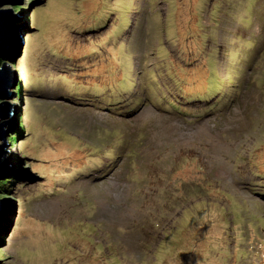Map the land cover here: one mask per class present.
<instances>
[{
  "label": "rangeland",
  "instance_id": "rangeland-1",
  "mask_svg": "<svg viewBox=\"0 0 264 264\" xmlns=\"http://www.w3.org/2000/svg\"><path fill=\"white\" fill-rule=\"evenodd\" d=\"M15 1L0 264H264V0Z\"/></svg>",
  "mask_w": 264,
  "mask_h": 264
},
{
  "label": "water",
  "instance_id": "water-1",
  "mask_svg": "<svg viewBox=\"0 0 264 264\" xmlns=\"http://www.w3.org/2000/svg\"><path fill=\"white\" fill-rule=\"evenodd\" d=\"M20 5L21 3L15 0H0V60L3 62H12V57L15 55L13 48L17 38L20 39V43L22 44L20 49H18V45L16 49L21 53L23 39L17 25L19 17L16 15V10H14ZM4 6L14 7V9H3ZM7 66V63L4 62L0 68V180L5 179V177H17L23 174L6 163L8 154L5 143L7 132L16 131L11 124V120H7L9 118L8 110L11 107L6 101L13 99L11 90L14 87L11 84V76ZM10 218L11 206L6 204L4 198H0V234L8 225Z\"/></svg>",
  "mask_w": 264,
  "mask_h": 264
},
{
  "label": "trees",
  "instance_id": "trees-1",
  "mask_svg": "<svg viewBox=\"0 0 264 264\" xmlns=\"http://www.w3.org/2000/svg\"><path fill=\"white\" fill-rule=\"evenodd\" d=\"M206 2H208V0L206 1ZM205 6H206V4H205ZM15 10H17V7L15 8ZM95 22H98V20L97 21H95ZM95 24V23H94ZM93 26V25H92ZM92 26H91V30L92 31H95V32H98L99 30H103V28L106 26V25H101L99 28H92ZM255 38V37H254ZM253 38V39H254ZM244 39V38H243ZM114 43H118V45L119 44H122V42H118V38L117 37H114L113 39H111ZM253 41V40H252ZM26 44H27V42H25V45H24V50H23V52H24V54H23V56H24V60H25V54H26ZM249 45H250V43H248ZM112 49H110V51H111ZM256 53H260L259 51L258 52H256ZM255 53V54H256ZM97 54V53H96ZM110 54V53H109ZM167 54H169L170 55V53L169 52H167ZM199 54H200V59L201 60H204V61H202V62H204L203 64H202V62H198V63H201V65L202 66H204V69H203V72L204 73H202V71L200 70V69H198V68H196V70H195V72L194 73H196L195 75H202V74H205L203 77H199V78H196L197 79V82H199L198 83V87L200 88H202L201 90H203L204 92H205V95H218V92H220V86H219V81L216 79V68H217V66H216V64L217 63H219V59H217V56L220 54V49H219V47L217 46V45H214V47H213V49H211V50H207V47H205V45L202 47V49L200 50V52H199ZM225 54H226V52H225V50L223 51V53H222V55H223V57H225ZM179 57V56H178ZM21 58V57H20ZM62 58H68V57H62ZM27 59V58H26ZM168 59H170V60H168ZM168 59H166L167 60V62L166 63H172L174 66H175V68H176V65H178V61L176 60H174L173 58H168ZM257 59V57L252 61V62H255V60ZM23 60V59H22ZM69 60V59H68ZM174 62H173V61ZM107 61H109V60H106V62ZM200 61V60H199ZM252 62L250 63V65L252 64ZM129 65H130V60H129ZM178 66H181L182 68H183V66L182 65H178ZM78 67H81V68H83V66L82 65H78ZM198 67V66H197ZM248 68H249V66H248ZM252 67H250L249 69H251ZM183 69H185V68H183ZM200 70V71H199ZM189 70H187V69H185V70H183V71H180V74H177L178 76H181V75H185L187 72H188ZM179 72V71H178ZM22 73H25V77H26V81L28 80L29 81V79H30V84L31 85H29L28 83V86H32V87H36L35 85H33V83H39L40 81H41V76H36V77H33L32 78V76L30 75V71L27 69V67H26V70L24 71H22ZM185 73V74H184ZM123 80V77L122 78H120V81H122ZM191 81L190 79H188V78H185L184 79V81ZM174 81V80H173ZM74 82V81H73ZM180 82V81H179ZM123 83V82H122ZM121 82H116V85L118 86V87H120L121 86V84H122ZM174 83H175V85H176V81H174ZM181 83V82H180ZM95 84H97V81H95V80H91L89 83H88V87H86L85 89H84V92H86L87 94H96V93H93V88H94V86H95ZM19 85V84H18ZM72 85H74V83H71V86ZM132 86H133V84H131ZM206 86V87H203V86ZM243 85V82L239 85V87L237 86L236 87V90L232 93V96L234 95V96H237L236 95V93H237V91L239 90V89H241V86ZM131 86V87H132ZM177 86V85H176ZM19 87V86H18ZM72 87H74V86H72ZM130 87V88H131ZM129 88V89H130ZM128 89V90H129ZM131 90V89H130ZM129 90V91H130ZM145 90H150V88H148V87H145ZM76 91V90H75ZM128 91V92H129ZM98 95V94H97ZM100 98V97H99ZM84 100H94L92 97H84L83 98ZM175 100H177V99H175ZM112 103H114V101L112 102ZM112 106H113V108H114V104H112ZM9 141H11V142H13V139H15V135H13V136H9ZM15 141V140H14ZM17 141V140H16ZM94 159V158H93ZM87 168V167H86ZM0 185H1V181H0ZM1 195V194H0Z\"/></svg>",
  "mask_w": 264,
  "mask_h": 264
}]
</instances>
